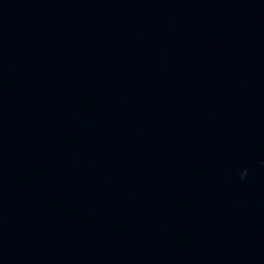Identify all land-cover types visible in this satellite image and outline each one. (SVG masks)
<instances>
[{
  "label": "clouds",
  "instance_id": "clouds-1",
  "mask_svg": "<svg viewBox=\"0 0 264 264\" xmlns=\"http://www.w3.org/2000/svg\"><path fill=\"white\" fill-rule=\"evenodd\" d=\"M241 179H244L247 175V170L245 169L243 172H241Z\"/></svg>",
  "mask_w": 264,
  "mask_h": 264
}]
</instances>
